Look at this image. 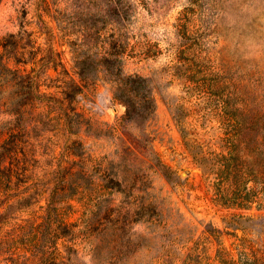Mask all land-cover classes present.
Segmentation results:
<instances>
[{"label":"rangeland","instance_id":"obj_1","mask_svg":"<svg viewBox=\"0 0 264 264\" xmlns=\"http://www.w3.org/2000/svg\"><path fill=\"white\" fill-rule=\"evenodd\" d=\"M119 1H0V264H264V0Z\"/></svg>","mask_w":264,"mask_h":264},{"label":"trees","instance_id":"obj_2","mask_svg":"<svg viewBox=\"0 0 264 264\" xmlns=\"http://www.w3.org/2000/svg\"><path fill=\"white\" fill-rule=\"evenodd\" d=\"M1 1V0H0ZM114 5L113 12L121 20L119 13V8L121 3L119 0H112ZM10 40L16 39L15 35H10L8 37ZM10 57H13L15 63H23L22 59L18 58L13 52H9L6 44L1 46ZM120 63L118 56L114 53H110L108 56L102 58L100 61H96L91 57H84L76 62L78 69L77 76L81 82H86L92 80L98 74L99 69H103L110 80L116 84V89L114 92V98L123 104L126 108L125 119L129 122L142 123L148 121L156 111V99L154 98L153 89L150 86V80L138 75H125L123 70L117 63ZM3 56H0V71H9L11 73L19 74L18 70L12 71L7 64H3ZM7 83H3V87ZM78 89L79 87L76 86ZM13 142L8 141L2 147L7 153L11 152L13 149ZM219 159L220 165L222 160H226L225 156H221ZM164 175L166 179L170 182L171 171L168 168L163 167ZM206 173L207 170H205ZM246 185L240 191L239 199L240 203H248L249 193L246 192ZM223 198V194L221 195ZM49 212L48 217L49 219Z\"/></svg>","mask_w":264,"mask_h":264}]
</instances>
